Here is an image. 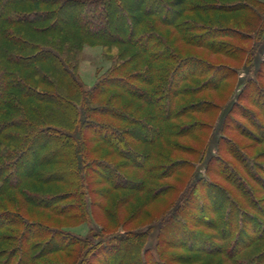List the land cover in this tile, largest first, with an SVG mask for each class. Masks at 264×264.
Masks as SVG:
<instances>
[{
    "label": "trees",
    "instance_id": "16d2710c",
    "mask_svg": "<svg viewBox=\"0 0 264 264\" xmlns=\"http://www.w3.org/2000/svg\"><path fill=\"white\" fill-rule=\"evenodd\" d=\"M261 115L264 0H0V264H264Z\"/></svg>",
    "mask_w": 264,
    "mask_h": 264
},
{
    "label": "rangeland",
    "instance_id": "374dc122",
    "mask_svg": "<svg viewBox=\"0 0 264 264\" xmlns=\"http://www.w3.org/2000/svg\"><path fill=\"white\" fill-rule=\"evenodd\" d=\"M79 58H80L79 59L80 62H79V69H78L77 77L80 78V80L82 81V83L85 86L92 87L94 85V83L96 82L97 75L102 73L110 65V62H108L104 58L100 47L85 46L83 48L82 52L80 53ZM216 61H226V59L218 57V60H216ZM241 66H242V62L240 61L237 63V68H238L237 72H239V74L242 76L243 73H242V67ZM238 79H239V77H238V75H236L234 82L232 83L231 88L226 95L224 94V96H223L221 92H217L216 95L210 92L209 97L213 98V100H215V101H218L219 105L225 104V107L227 108L229 104H232V101H233V103L236 101L235 97H236L237 91H238V89L241 88V86H239V84L237 83ZM241 103L243 105H249L250 108L255 109V107L249 102L242 100ZM217 113L218 112H215L214 117L212 118V120H210L211 123L214 122L215 118L218 115ZM233 117L236 121H237V118L241 120V118L237 116V111L233 114ZM261 117L263 118L264 116L261 115ZM241 121H243V120H241ZM243 123H245V125L249 126V123L246 120ZM231 126H232L233 130L230 132V134L225 132V134L227 136H229L231 138V140H226V141H224L225 143L222 144L223 152H222L221 156L227 163L234 164L235 160L227 152L228 147L230 145L231 146L235 145V147L237 148V141L242 142V144H244V145L248 144V146H249V144L254 142V140L245 136V134H243V132H239L237 122H233L231 124ZM206 133L208 136L209 131H207ZM226 142H229V144ZM212 145H214L213 142H212ZM251 147L249 146V149L252 151L253 150L254 151H260V150L264 149V143L262 142V143L253 145ZM249 149H248V151H250ZM260 161L264 162V154L260 157ZM203 167H204V163L201 164V166L197 162L192 164V169L195 171L197 170V172L198 171L204 172ZM190 170L191 169L186 170V174L191 173L192 170L191 171ZM212 179L214 181L221 183L222 185L227 184L226 180H224L222 177H219L218 175H212ZM168 204L165 200H159V201L152 203L151 205H149L146 208L148 215L142 217L140 220L136 221L135 223L127 224L126 228H133L136 226H142L144 224H147L153 218L158 217L162 213H164L166 211V209L168 208ZM89 224L91 226L95 225V223H93L91 221H89ZM89 224L87 222H84V223H81L79 225L66 227V229L68 231L76 234V235L86 236L88 234ZM122 228H125V227H122Z\"/></svg>",
    "mask_w": 264,
    "mask_h": 264
}]
</instances>
